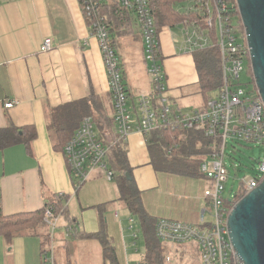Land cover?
<instances>
[{"label":"crops","instance_id":"obj_1","mask_svg":"<svg viewBox=\"0 0 264 264\" xmlns=\"http://www.w3.org/2000/svg\"><path fill=\"white\" fill-rule=\"evenodd\" d=\"M175 26H163L159 40L168 94L181 108V95L198 84L199 76L192 53L182 48L183 29L178 28L176 34ZM47 37L52 39L53 49L43 52L41 47ZM116 46L128 102L135 111L139 92L151 90L137 23L132 31L118 37ZM86 98H90L98 131L104 132L106 138L116 136L107 68L99 40L91 33L80 1L0 0V203L3 213L9 216L36 211L64 193L68 196L65 202L68 218L61 217L54 235L56 264L59 257L65 264H111L105 259L103 243L85 236L100 231L109 237L120 264H141L147 252L146 241L145 250H135V235L131 231L132 218L137 215L140 221L139 215L120 200L116 182L109 180L103 169L95 170L77 191L64 150L55 148L48 129L53 108ZM10 102H14L13 107H6ZM126 149L127 168L142 194L158 190L156 172L159 170L152 163L146 137L133 133ZM143 206L155 224L159 218H168L154 216ZM119 209L124 210L121 218ZM201 213L196 217L199 224L190 223L200 225ZM69 221L81 232L75 240L65 234ZM140 230L144 237L141 221ZM42 240L41 236L32 234L8 239L0 233V264H44ZM68 241L70 247H67ZM164 243L170 247L166 264H180L184 251L193 253L199 260L196 245Z\"/></svg>","mask_w":264,"mask_h":264},{"label":"built area","instance_id":"obj_2","mask_svg":"<svg viewBox=\"0 0 264 264\" xmlns=\"http://www.w3.org/2000/svg\"><path fill=\"white\" fill-rule=\"evenodd\" d=\"M79 1L91 33L98 38L101 46L113 97L118 140L128 141L135 132L148 137L166 126L200 130L216 140V151L204 159L200 167L207 179L203 189L207 206L201 213L200 225L159 218L155 224L156 237L172 244L197 243L201 250L202 264H245L232 243L228 220L236 202L264 180V157L255 175L245 177L238 193L226 198L224 183L230 170L225 155L230 141L249 142L264 147V100L253 75L251 49L238 0H191L194 4L187 8L200 11L205 17L203 22L199 19L183 22L191 26V29L183 30V50L191 53L197 49L217 46L223 73V85L217 93L207 100L202 109L187 114L180 107L177 109L168 94L161 57L160 30L150 0H118L121 6L130 9L136 16L143 39L144 61L151 80V90L139 92L135 111L128 102L129 94L121 59L103 10L110 0ZM237 17L241 20L243 30L235 21ZM52 49V39L47 37L41 50L48 52ZM245 66L252 77L254 94L245 90L240 83V74ZM13 105L14 102H10L6 107ZM108 150L109 145L100 137L94 117L85 116L64 146L75 188H81L97 169L105 170L108 179L113 180L114 173L107 164ZM240 193L243 194L239 198ZM207 212L211 213L213 221L206 220ZM62 216L53 207L45 211L50 242L43 254L44 264H56L54 235ZM70 229L66 228V237Z\"/></svg>","mask_w":264,"mask_h":264},{"label":"trees","instance_id":"obj_3","mask_svg":"<svg viewBox=\"0 0 264 264\" xmlns=\"http://www.w3.org/2000/svg\"><path fill=\"white\" fill-rule=\"evenodd\" d=\"M175 2L176 0H150L159 30L163 26H175L181 22H189L192 19H199L203 22L205 15H202L200 11H190L187 8L179 11L174 7ZM103 10L109 22L113 40L117 45L119 36L132 31L136 16L133 11L121 6L118 0H111L104 6ZM235 21L238 27L243 30L241 20L237 17ZM214 40H216L215 35ZM191 53L199 76V91L205 102H207L223 85L219 48L210 46L197 49ZM174 103L176 102L174 101ZM176 106L178 109L177 103ZM88 115L93 116L90 98L72 101L50 111L48 129L54 139L56 149L64 150L65 144L75 134L83 118ZM98 133L100 137L106 139V144L109 145L107 164L114 173L113 180L119 189L120 200L140 217L147 250L141 264H166L167 251L170 250V247L156 237L155 219L145 210L140 197L141 191L127 168V141L118 140L117 134L112 138H106L104 132L98 131ZM113 141H116V143L113 144ZM146 141L152 163L157 170L181 175L205 177L200 169L201 163L216 151V140L206 136L203 131L194 129L166 126L146 137ZM79 189L76 188L77 191ZM242 194L240 193L238 197L240 198ZM67 199L66 194H58L57 197H53L52 200L36 211L9 216L3 213L0 203V233L8 239L28 234L41 236L45 251L50 242V231L45 221V211L48 207H53L56 212H61L62 215L68 218L65 203ZM68 227L71 228L68 236L70 239L75 240V238L81 236V232L74 222L69 221L66 228ZM85 236L99 239L103 243L105 259L109 260L111 264H120L116 249L105 232L100 231ZM192 243L198 246L197 243ZM70 246L68 241L67 247Z\"/></svg>","mask_w":264,"mask_h":264},{"label":"rangeland","instance_id":"obj_4","mask_svg":"<svg viewBox=\"0 0 264 264\" xmlns=\"http://www.w3.org/2000/svg\"><path fill=\"white\" fill-rule=\"evenodd\" d=\"M193 4L194 2L191 0H176V2L174 3V7L180 11L188 8ZM133 27L136 28V21H134ZM178 28L180 30H185L186 28L191 29V26L186 25L183 22L176 24V26L174 27L176 34L178 32ZM180 38L182 44V34ZM240 83L245 90L249 91L251 94H254V84L252 83V77L249 75L248 67L246 66L240 74ZM180 101L182 111L186 114L191 113L193 110L202 109L206 103L199 91L198 84L196 86H193V88H191L188 93H184L183 95H181ZM263 157L264 147L262 145L242 141L229 142L225 155V161L230 170L229 176L224 183V196L226 198H231L238 193L241 188L242 180L245 177L250 178L255 175L256 170L259 167L260 161L263 159ZM156 173V180L157 182H159L160 188L152 192L149 191L142 194L141 191L140 193V197L143 200V204L146 206V208L154 216H162L168 218L171 217L177 220H184L189 222L196 221V224H199L196 217H198L201 213V209L207 206L206 199L204 198V196H202L203 189L207 185V179L205 177L181 175L178 173L166 171H158ZM201 196L202 199L199 200L198 197L201 198ZM197 202L199 203L198 207H196ZM123 212V209H119V218H121ZM129 217L130 216H127V218ZM132 219L134 222L132 224L130 222V224L132 225L131 231L135 235L136 240V245H134V247L135 250L137 249L142 252L143 250H145V240L140 230V221L137 215H134ZM206 220L213 221V216L211 215V213L207 212ZM113 232L115 233V230ZM114 241L116 240L114 239ZM187 244L196 245L193 243ZM116 247L118 248V243H116ZM195 247V250L197 249V253L199 255V260L193 253L184 251L183 261L181 260V262H183L182 264H198V261H200L202 264L201 250L199 246L196 245ZM171 260H173L172 256ZM58 264H65V262L62 258L59 257Z\"/></svg>","mask_w":264,"mask_h":264},{"label":"water","instance_id":"obj_5","mask_svg":"<svg viewBox=\"0 0 264 264\" xmlns=\"http://www.w3.org/2000/svg\"><path fill=\"white\" fill-rule=\"evenodd\" d=\"M251 65L264 100V0H238ZM232 243L245 264H264V180L242 196L228 220Z\"/></svg>","mask_w":264,"mask_h":264}]
</instances>
